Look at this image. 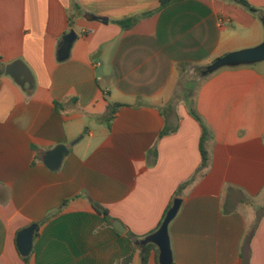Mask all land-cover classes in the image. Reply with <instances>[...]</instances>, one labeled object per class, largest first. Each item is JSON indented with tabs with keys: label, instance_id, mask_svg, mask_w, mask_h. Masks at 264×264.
Instances as JSON below:
<instances>
[{
	"label": "crops",
	"instance_id": "crops-1",
	"mask_svg": "<svg viewBox=\"0 0 264 264\" xmlns=\"http://www.w3.org/2000/svg\"><path fill=\"white\" fill-rule=\"evenodd\" d=\"M243 1L258 12L230 0L157 13L158 0H0V264H143L127 233H151L176 198L172 264H264V61L204 75L264 41V0ZM129 19L132 29L117 24ZM16 61L32 84L6 75ZM188 97L208 131L199 172ZM109 104L122 107L107 121ZM59 145L69 152L49 170L43 158ZM32 224L22 257L16 235ZM158 257L150 250L145 264Z\"/></svg>",
	"mask_w": 264,
	"mask_h": 264
},
{
	"label": "water",
	"instance_id": "water-1",
	"mask_svg": "<svg viewBox=\"0 0 264 264\" xmlns=\"http://www.w3.org/2000/svg\"><path fill=\"white\" fill-rule=\"evenodd\" d=\"M91 20H103L105 23H107L106 19L97 18L95 16H91ZM76 38L77 36L72 30L63 36L62 43L60 44L57 52V60L59 62L66 61L68 59L70 50ZM93 59H96V57ZM261 61H264V41L255 48L232 52L217 59L210 66H208L207 70L204 72V75L215 72L221 68L251 65ZM5 73L14 80L15 84L19 86H24L25 83L32 84L28 69L20 61L13 62L6 66ZM68 152L69 150L66 146H56L54 149L45 154L43 163L49 170H56L59 168L61 162L66 157ZM180 206L181 200L178 198L174 199L172 206L166 212L160 227L154 233L137 242V244L142 247V250H144L148 244L155 245L159 250V264H172V251L170 248L168 226L170 222L176 217ZM111 227L118 234H124L126 232L123 225L118 221H113L111 223ZM36 228L37 225L32 224L29 227L19 231L16 235V247L22 257H27L32 250L33 238Z\"/></svg>",
	"mask_w": 264,
	"mask_h": 264
},
{
	"label": "trees",
	"instance_id": "trees-1",
	"mask_svg": "<svg viewBox=\"0 0 264 264\" xmlns=\"http://www.w3.org/2000/svg\"><path fill=\"white\" fill-rule=\"evenodd\" d=\"M177 1H180V0H158V9L155 11L156 13L166 7H168L169 5L177 2ZM240 6H242L244 9H246L247 11H249L250 13L252 14H255L257 13L258 11L256 9H253L252 7H250L245 1L243 0H230ZM75 9L77 11H79V7L78 6H75ZM152 15V13H149V14H146L144 17L146 16H150ZM137 23V20L136 19H129V20H125V21H119L117 22V24L122 28V29H126V30H129V29H132ZM69 27H71V19H69ZM188 96V95H186ZM187 106V109H188V112H189V115L196 121L200 124V128H201V137H200V155H201V163H200V167L198 169L197 172L199 171H202L203 169H205L207 167V164H208V153L205 149L206 147V143H207V139H208V131L207 129L205 128V126L203 125L200 117L197 115V113L195 112L194 108H193V104H192V101H189V103L186 105ZM122 107V105L120 104H109L108 106V110H109V113H108V116H107V121H110L112 118H113V115L115 114V112L120 109ZM196 172V173H197ZM193 181V178L190 179L189 182H192ZM188 182V183H189ZM177 195V193H176ZM172 204H170L168 206V209L166 210V212L170 209ZM97 210L99 212L102 213V215H104L105 217V220L107 221V223H109L112 219L108 217V214H107V211L105 209H102V208H99L98 206H96ZM166 212L164 213L162 219L160 220L158 226L156 227L155 230H153L151 233H149L148 235L154 233L161 225L164 217H165V214ZM148 235H144V236H136L130 232L127 233V238L128 240L130 241H136L138 242V240H142L144 239L145 237H147ZM150 250H155L157 253L159 252V250L157 249V247L153 244H148L146 245L145 247V251L143 253V264L146 263V257H147V254L149 253ZM134 252V250L132 249V253ZM127 261V259H126Z\"/></svg>",
	"mask_w": 264,
	"mask_h": 264
},
{
	"label": "rangeland",
	"instance_id": "rangeland-1",
	"mask_svg": "<svg viewBox=\"0 0 264 264\" xmlns=\"http://www.w3.org/2000/svg\"><path fill=\"white\" fill-rule=\"evenodd\" d=\"M69 19H71V25L73 26V23H74V20L76 19V14H75V12H71L70 13V17H69ZM68 31H69V29H68ZM67 34V33H66ZM97 74H99V71L98 72H96ZM185 79H187V80H193V81H195V82H198L199 80H200V73L199 72H196L195 70H190V74L188 75V77L187 78H185ZM183 81H184V79L182 80V83H183ZM180 89H181V87H180ZM177 95V94H176ZM178 95H180L179 94V91H178ZM184 99V104H188L189 103V97H188V99H185V98H183ZM84 129H86V128H84Z\"/></svg>",
	"mask_w": 264,
	"mask_h": 264
}]
</instances>
